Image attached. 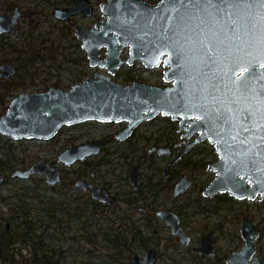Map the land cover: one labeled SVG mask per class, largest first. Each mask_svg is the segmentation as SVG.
Returning <instances> with one entry per match:
<instances>
[{"label":"rangeland","instance_id":"1","mask_svg":"<svg viewBox=\"0 0 264 264\" xmlns=\"http://www.w3.org/2000/svg\"><path fill=\"white\" fill-rule=\"evenodd\" d=\"M73 1L0 0V14L11 13L15 5L22 12L19 23L0 42V66L10 64L16 70L12 77L0 80V116L6 114L10 101L19 94L46 92L51 86L69 90L72 84L83 82L94 73L109 75L115 83L123 86L134 82L161 87L171 85L164 82L162 67L147 69L141 63L133 66L124 64L114 75L106 69L91 67L86 51L81 48L82 40L75 35L74 26L94 27L96 22L102 21L100 5L108 0H90L95 6L93 18L81 15L64 22L55 19L54 9L68 8ZM143 1L156 6L161 0ZM121 56L124 59L128 57L127 49L121 52ZM125 126L126 123L96 126L88 122L64 127L49 141L13 140L0 135V145L4 146L0 149V159L6 160L10 166L2 173L8 182L0 187V216H7L13 207L21 214L29 213L34 221L30 230L35 229L36 235L33 236H42L49 248L58 254L63 252L61 264H131L132 254L142 257L147 249L156 251L158 264H227L233 252L244 246L241 222L245 216H250L262 232L256 247L262 246L264 264V199L239 200L228 192L206 197L203 192L215 179L216 173L209 166L203 169L181 164L199 157H205L209 163L216 161L218 155L212 144L204 141L195 145L176 166L179 174L174 182L183 174L193 180L186 193L173 199L172 189H168L153 197L152 193H146L148 182L157 183L168 161L164 157L156 161L148 159L147 151L154 145L149 143L182 141L179 121L172 120L170 116H158L136 128L133 131L135 138L132 135L127 143L118 142L116 145L118 140H114V135ZM195 137L197 135L189 142ZM103 138L110 141L100 157L94 156L72 166H65L57 159L66 148ZM205 143L210 147L207 150H204ZM121 155L124 158L119 159ZM39 160L60 171L58 184L50 186L43 175H33L27 180L11 177L14 170L28 169ZM135 164L142 165L139 188L148 196L143 203H152L153 212L147 216L146 222L139 221L143 215L136 208L130 211L123 201L112 209L96 207L90 193L76 186L78 181L85 180L83 173L90 177L94 166L97 175L90 180L94 179L93 182L100 187L104 183L109 184L112 193L127 199L132 197L133 186L126 179L130 167ZM164 208L177 210L181 215L183 227L192 237L189 247H184L162 221L153 217L157 210ZM181 208L183 210L180 211ZM137 228L148 235L152 231L146 245H142L139 239L131 241L132 231ZM205 234L215 238L216 254L202 258L194 249L200 246L199 239ZM122 235L126 243L121 239ZM84 248L91 249L93 253H85ZM27 252L25 248L23 256L28 255ZM19 257H16L17 261Z\"/></svg>","mask_w":264,"mask_h":264},{"label":"water","instance_id":"2","mask_svg":"<svg viewBox=\"0 0 264 264\" xmlns=\"http://www.w3.org/2000/svg\"><path fill=\"white\" fill-rule=\"evenodd\" d=\"M168 0H161L156 6L143 0H108L100 5L103 20L96 22L94 27H84L76 24L75 34L82 40V49L86 51L91 67L106 69L111 75L121 68L125 62L132 66L141 63L147 69L164 67L163 80L171 83L162 88L134 82L123 86L115 83L106 74L94 73L83 82L74 83L70 90H63L51 86L46 92L22 93L13 98L5 115L0 116V135L13 140L36 139L49 141L65 126H73L86 121L101 123L127 122V126L116 137L125 141L133 131L145 121L152 120L159 114L171 116L172 120H179V131H184L181 147L172 157L164 170L167 176L170 168L186 155L195 145L208 141L214 146L218 159L209 165V169L216 173L215 179L207 186L203 195L214 197L218 193L228 192L239 200L264 199V133L253 132L244 134L247 140L239 144L229 140L231 147L225 149L219 138L210 134L208 128L195 119L199 113L185 110L179 102L182 85L179 81L178 62L169 57V51L163 50L161 55L157 51V44L167 25L165 19L168 13ZM93 7L89 0H74L68 8H56L53 11L55 19L66 21L71 17L84 13L85 17L92 16ZM22 12L15 5L11 14H0V38L12 31L19 23ZM124 48H128V58L121 56ZM105 49V56H102ZM257 73H264V67L256 66ZM15 74L10 64L0 67V78L8 79ZM198 135L192 142V137ZM241 136L240 139H244ZM105 142L90 141L61 151L57 159L65 166H72L98 155ZM159 156L169 155L171 147H157ZM152 150V151H153ZM245 159L244 167H237L233 161ZM252 161L254 163H250ZM33 175H43L50 186L60 182V171L44 160L31 165L28 169H16L13 178L27 180ZM0 176V185L4 181ZM130 182L137 187L140 182L139 165L131 167ZM193 181L183 175L174 187L173 196L179 197L192 185ZM76 186L82 190L90 189L91 198L99 203L113 206L116 198L93 184L78 181ZM158 218L170 228L171 234L179 238L188 247L191 238L181 225L178 213L172 210H160ZM241 235L244 246L239 252H233L227 264H262L259 255L255 256V242L259 237V228L254 219L245 216L241 222ZM197 249L203 256L214 255V238L205 234L199 239ZM131 264H158L156 252L147 249L143 257L131 255Z\"/></svg>","mask_w":264,"mask_h":264},{"label":"snow or ice","instance_id":"3","mask_svg":"<svg viewBox=\"0 0 264 264\" xmlns=\"http://www.w3.org/2000/svg\"><path fill=\"white\" fill-rule=\"evenodd\" d=\"M168 3L156 48L178 62L179 102L226 150L229 140L251 143L244 134L264 133V73L256 72L264 67V0Z\"/></svg>","mask_w":264,"mask_h":264},{"label":"trees","instance_id":"4","mask_svg":"<svg viewBox=\"0 0 264 264\" xmlns=\"http://www.w3.org/2000/svg\"><path fill=\"white\" fill-rule=\"evenodd\" d=\"M208 147V144H206L204 150H207ZM1 148L4 149V146L0 145ZM181 164L205 169L208 168L210 163L205 157H199L197 160L191 161L189 159ZM9 168L8 162L0 159V175ZM93 204L99 207V204ZM7 214L5 217L0 216V264H61L63 262V252L58 254L56 250L49 248L42 236L39 238L33 236L35 229L30 230L34 226V221L29 213L24 212L21 214L13 207ZM132 232L131 241L139 239L142 245H146V241L151 239L152 231H149L150 236L144 234L143 230L139 228ZM120 237L125 241L123 235ZM88 241L92 242L90 238H88ZM25 248L28 249V255L23 256L22 251ZM83 251L88 254L93 253L89 248H84ZM17 256H20L18 261L16 260Z\"/></svg>","mask_w":264,"mask_h":264},{"label":"flooded vegetation","instance_id":"5","mask_svg":"<svg viewBox=\"0 0 264 264\" xmlns=\"http://www.w3.org/2000/svg\"><path fill=\"white\" fill-rule=\"evenodd\" d=\"M90 1V0H89ZM90 4L92 5V7H93V10H92V16H90V17H86V18H93V16H94V14H95V6L91 3V1H90ZM72 6V5H71ZM14 7V6H13ZM70 7V6H69ZM8 14H11V13H8ZM81 15H83L84 16V13H80V14H77V15H75V16H81ZM22 16V15H21ZM75 16H73V17H75ZM73 17H71L70 19H68V20H66V21H69V20H71ZM85 17V16H84ZM20 20V19H19ZM76 35V34H75ZM5 36V35H4ZM4 36H2L1 38H0V42H1V39L4 37ZM82 45V44H81ZM82 48V47H81ZM126 49V48H125ZM83 50V49H82ZM124 50V49H123ZM122 50V51H123ZM79 52H80V50H78ZM127 51H128V49H127ZM104 52H105V50H104ZM4 65V64H3ZM2 66V65H1ZM0 66V67H1ZM160 67H162L163 68V66H160ZM159 68V67H158ZM15 69V68H14ZM163 71H164V68H163ZM15 72H16V70H15ZM15 75V74H14ZM1 79H4V78H0V80ZM73 85V84H72ZM71 85V86H72ZM166 87V86H165ZM88 122H92V123H94L96 126H100V125H105V124H113L114 122H112V123H101V122H97V121H86V122H83V123H80V124H85V123H88ZM148 122V121H147ZM121 123H126V126H127V122H120V123H114V124H121ZM146 123V122H145ZM80 124H77V125H80ZM122 125H125V124H122ZM74 126H76V125H73V126H65V127H74ZM125 126V127H126ZM64 128V127H63ZM178 131H179V128H178ZM135 132V131H134ZM133 132V134L132 135H134V138H135V133ZM179 132H181V131H179ZM131 135V136H132ZM130 138V137H129ZM128 138V139H129ZM128 139H126L125 141H121V140H119L117 137H116V134L114 135V140H118L117 142H116V145L117 144H119L118 142H125V143H127V141H128ZM100 141H103V142H105V145L103 146V148H102V150L100 151V153L98 154V155H95V156H97V157H100L101 156V154L103 153V152H105L107 149V146H108V143H109V139H107V138H103L102 140H100ZM152 142V141H151ZM149 143V144H154L148 151H147V158L148 159H152L153 161H156V159L157 158H162V157H164V158H166L167 159V166L169 165V163H170V161H171V159H172V157L177 153V151H178V149L181 147V145H179V142L180 141H173V140H168V141H166V142H161V141H153V143ZM149 144L147 145V147L149 146ZM157 147H171V150H170V153H169V155H163V156H159L158 155V151L157 150H153V148H157ZM153 150V151H152ZM92 157H94V156H92ZM120 158L119 159H122V158H124V156H119ZM91 158V157H90ZM89 158V159H90ZM183 159V157L175 164V165H173L171 168H170V170H169V172H168V175L166 176L165 174H164V170L162 171V176H160V178H159V180L157 181V183L155 182V183H153V181L151 180L150 182H148V186H147V191H146V193L147 192H150V193H152L153 194V197H156V196H158L159 195V193H160V191L161 190H168V189H173L174 188V186L176 185V183L180 180V178L183 176V175H186V174H183L176 182H174V180L178 177V174H179V170L178 169H176V166L180 163V161ZM87 160V159H86ZM85 161V160H84ZM89 161V160H88ZM81 162H83V161H81ZM135 165H139V174H140V182H139V184H138V186L137 187H134V185L130 182V180H129V176H130V171H131V167L133 166H131L130 167V170H129V176H128V178L126 179V181H127V183L129 182V184H131L132 186H133V192H132V194H131V196L132 197H129V198H127V199H122V197L120 196V195H117V194H114V193H112L110 190V188L108 187V185L109 184H103L102 186L103 187H100L99 185H97V184H95L94 182H93V180H90L91 178H94V176H95V174H96V172H95V168L96 167H94L93 166V168H92V173H91V175H90V177H86L85 176V174L83 173L82 174V178L83 179H85V180H81V181H84V182H86V183H88V184H93V185H96L97 187H99L101 190H102V192L103 193H107V194H110V195H112V196H114L115 198H116V202H115V204L113 205V206H109V205H107V204H105V203H99V202H96V201H94V203H97V204H99V207L100 208H105V209H112V208H115V206H117L119 203H121L122 201L123 202H125L126 203V205H128V207L130 208V211H133L135 208L138 210V212L139 213H141L143 216H142V218L141 219H139V221H145L146 222V218H147V216H149V214H150V212L152 211L153 212V210L151 209L152 208V203H150V204H148L149 202H146V203H143V200H148L147 198H148V196H146L147 194L145 193H143L142 192V190L139 188L140 187V183H141V178H142V165H140V164H135ZM167 166H166V168H167ZM165 168V169H166ZM97 175V174H96ZM0 176H4L5 178H4V181H3V183L1 184V186L3 185V184H5L6 182H8V180H7V177L4 175V174H2V175H0ZM188 176V175H187ZM189 177V176H188ZM190 178V177H189ZM191 179V178H190ZM88 182H87V181ZM192 180V179H191ZM193 181V180H192ZM192 185H193V183H192ZM191 185V186H192ZM190 189V188H189ZM188 189V190H189ZM187 190V191H188ZM85 191V190H84ZM86 192H89L90 193V189H87L86 190ZM186 193V192H185ZM184 194V193H183ZM182 194V195H183ZM181 196V195H180ZM179 196V197H180ZM179 197H174L173 196V194H172V198L173 199H177V198H179ZM188 207V206H187ZM185 209V208H184ZM160 210H172V211H174V212H176V213H178L179 214V212L177 211V210H174V209H171V208H164V209H160ZM160 210H157L156 212H155V215L153 216L156 220H159V221H161L159 218H158V216H157V212L158 211H160ZM180 211L181 210H183L182 208L181 209H179ZM179 216H180V219H181V225H182V227H183V220H182V218H181V215L179 214ZM153 218V219H154ZM152 219V220H153ZM149 223V222H148ZM165 224V223H164ZM242 226V225H241ZM138 227H140V226H138ZM144 227V229H147L148 228V226L146 227V226H143ZM168 227V226H167ZM169 228V227H168ZM184 228V227H183ZM259 228V227H258ZM170 229V228H169ZM241 229V228H240ZM184 230H185V232H186V234L191 238V242H190V245H191V243H192V237L187 233V231H186V229L184 228ZM171 232V231H170ZM259 237H258V239L256 240V242H255V247H256V244H257V241L260 239V237H261V230H260V228H259ZM179 240V239H178ZM179 242H180V240H179ZM181 243V242H180ZM182 244V243H181ZM189 245V246H190ZM188 246V247H189ZM185 247V246H184ZM200 247V246H199ZM199 247H197V248H195L194 249V251L195 252H197V253H199L198 251H197V249L199 248ZM156 252V251H155ZM256 255H259V258L262 260V258H261V254H262V246H259V247H256ZM255 255V256H256ZM141 257V256H140ZM143 257V256H142ZM156 259H157V253H156ZM158 262V261H157ZM262 264H263V260H262Z\"/></svg>","mask_w":264,"mask_h":264},{"label":"bare ground","instance_id":"6","mask_svg":"<svg viewBox=\"0 0 264 264\" xmlns=\"http://www.w3.org/2000/svg\"><path fill=\"white\" fill-rule=\"evenodd\" d=\"M64 22V21H63ZM165 170V169H164ZM211 183V182H210ZM175 187V186H174ZM174 193V188L172 189V194ZM182 196V195H181ZM213 237V236H212ZM214 238V237H213ZM214 244H215V238H214ZM243 248V247H242ZM201 254V253H200ZM216 253H215V248H214V255H215ZM213 255V256H214ZM255 255H256V253H255ZM201 256H202V258H206L207 256H203L202 254H201ZM229 260V259H228ZM227 260V261H228ZM227 263V262H226Z\"/></svg>","mask_w":264,"mask_h":264}]
</instances>
